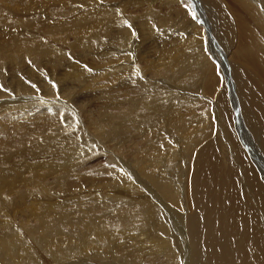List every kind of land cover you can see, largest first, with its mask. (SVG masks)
Instances as JSON below:
<instances>
[{"label": "bare ground", "instance_id": "bare-ground-1", "mask_svg": "<svg viewBox=\"0 0 264 264\" xmlns=\"http://www.w3.org/2000/svg\"><path fill=\"white\" fill-rule=\"evenodd\" d=\"M21 1L24 0H20V2ZM27 1V3H31L32 0ZM74 1L75 0H56L55 3H53L55 6L54 10L49 13L42 7L40 9H36L37 7H35L37 11L34 12L36 14L39 10L37 18H39L40 21H55L56 19L54 18L53 20V17H55L54 15H56L58 11L60 16L61 14L64 15V11L60 12V10H63L59 9V7H61L60 5L64 8L66 4ZM196 1L197 3L199 2L198 4L201 5L202 11L204 9L206 14H203L204 17H202V19L204 23L202 22V24H207L206 26L209 24L210 30L212 31L211 33L217 39L216 44L218 47H221L219 53L223 55V57L225 56L224 59L218 56V61L223 69V74L225 75L224 78L227 79V84H230V86L226 85L223 90L219 89V92L215 90L214 93L212 91L213 88L209 90L208 94L211 93L213 95L211 96L212 101L210 104L204 102L208 96L203 93L201 94L199 90H194L195 92L192 93L193 91L189 92L188 90L186 91L180 88L186 83L184 80H198L200 78L198 73H203L205 76L207 71L210 70L209 67L211 65H208L209 58L206 56L204 51L205 48H203L207 41V37L204 38V35L201 36V39L193 41L192 43L191 40H194V38L191 40L188 39V42L175 39L170 47L166 46L164 49L162 48L155 53L154 60L146 61L147 69H145V71L139 67L137 69L133 68L130 61L126 63L124 62L123 64H117L110 68L107 67L108 70H103L102 72H99L100 74L98 73L99 75L92 76L90 80H87L86 85H91L94 83V79H100V77L103 78L104 75L105 77L103 79L106 78L109 82H114L115 85H118L117 87H119L126 83L127 79L129 80L130 78H133L132 75H139V87H137L141 89L140 98L135 100L131 99L132 104H129V106H126L124 109L123 107L121 108V105V109L119 110L111 109V111H107V109H103L100 118L97 120L93 119L96 120L94 121V125L99 132V137L104 139L106 143L121 138L122 136L120 137L119 134L124 135L128 128H132L138 133V135H141L140 141H142L141 143L143 146L138 149L140 153L134 160V162L137 163V172L133 168L132 173H130L131 176L128 177V174L125 173V171H127L126 169H128L126 164H129L131 159L124 154V148H118L116 146L117 143H115L113 144L115 148L113 147L112 149L107 150L109 157L108 164L111 166L103 169V173L109 177L110 184H108L110 186H114V183L116 182V190H119V192L105 194L103 191L99 190L100 192L88 193L86 196L80 194H73L68 198L60 196L56 191H58V187L65 185L66 189L67 185H71V180L69 179L70 176L74 175L79 179V181L75 183L76 189H78L79 186H82L84 182L88 183V180L90 179V177L82 170L76 172L78 168L82 167L75 163V154L73 155L72 153L68 155L65 164L51 166L48 169L49 173H47V175H53L54 172L56 173V178L51 182V186L46 182V177H48L46 175H43L45 177V180L43 181L39 175H35V177L31 179L20 173H17L16 177L11 174H1L0 205L4 208L6 206L9 208L12 207V209L17 208L18 211H22V213L27 215L26 218L33 219L34 223H23L25 229L23 226H20V224L19 227L21 228L13 225V227L6 226L7 228L0 230V264H40V261H43L42 264H47L46 256L52 262L55 261V264L63 262H68L69 264H91L87 259H91L92 257L96 258L98 262L103 264L105 261L117 258H128L130 260H128L129 262L146 264L148 261L143 262V257L144 255H147L146 253L150 254V259L153 260V263L159 256H162L161 254H164L168 256L167 262H165L166 264H177V258L174 255L175 251L173 252L171 250L172 247L170 246V243L167 244V252L162 244L149 240L153 238L151 237L152 232L147 225V227L143 226L144 224H140V226L138 223V225H136V222H133L136 218V214H138L134 209V206H136L134 204H139L138 207H142V210L137 208V210H140V213H147V215L152 217L155 216L154 214H159L163 210L165 213V215H163L164 219L168 221L169 224L172 223L174 225L180 236L178 239H173L174 242L177 240L179 241H177V246L175 244L176 248L174 249H182L181 244H185L186 240V235H184L186 216L182 213V210L180 211L181 207L175 205H179L176 196L177 191H175L173 184L169 183L170 181L167 179V174H169L168 178L173 182L175 177L172 175L171 168L179 165L180 173L184 176L185 166L187 164L185 153L188 150L190 151V149L192 150L190 159L193 161L190 162V164L188 163L189 166L186 183L183 181L181 185L183 184L186 186L185 190H187L186 192L189 197L192 195L193 200H198L199 204L198 202L196 203V214L200 208H202V210L204 209L200 218L205 220L206 223H209V227H213L214 233L212 232V237L214 243H208L207 248L204 245L191 246V243L190 245L188 244L189 250L185 252V255L188 257L186 264H188L190 260L191 262L189 264L217 263H211V260L212 262L219 260L220 262L217 264H232L231 259H234L233 264H264V1L248 0L247 2L246 0H232L233 5L237 6L238 4L243 7H240L242 13L240 14L238 12L240 15L238 14L239 18L236 23L234 22V17L229 14L227 9L222 3L218 2V0H195L194 2ZM101 2L100 5L104 4L103 1ZM4 3L1 0L0 9H2V11V4ZM27 3L24 4L28 7L30 4ZM148 3L150 2L148 1ZM252 3L257 6V11L260 13L262 19L259 18L257 11L255 13V9L251 5ZM31 6L33 7L35 5L31 4ZM86 6H88V8L82 16H77L73 20H70L83 21V25L87 27L88 23H91L92 21L105 20L106 15L108 18L111 17L109 12H105V7H99L98 2H95L94 0H83L80 7L84 8ZM73 9L74 8H71L68 15L73 13L75 10ZM246 11L251 17L253 16L255 20L257 19L258 24H260L259 28H256L255 26L252 29L249 26L248 18L250 16L245 14ZM7 12H9L8 8ZM200 15L202 14L200 13ZM64 19L59 20L64 21V23L65 21H70ZM14 20L16 21V18ZM31 20L33 19L31 18ZM149 20L151 21L153 19ZM169 20L171 21L164 22L169 25L173 21L172 19ZM196 22L198 24V21ZM29 23L33 22L30 21ZM20 24L21 23L15 25H18L20 28ZM24 24H26V22ZM153 24H155V21H153ZM43 25L46 29L45 33L51 31L53 33L54 26L57 27L58 31L62 28V25L58 22L47 24L45 22L42 26ZM21 26L24 27L23 25ZM126 26H123L122 29L124 32L128 33V28ZM32 27L34 28L35 26ZM54 32L56 31L54 30ZM0 34V66L2 68L9 64L13 65V68H22L21 71L23 72L25 71L24 67H26L27 62L30 61L36 63L37 66L38 63L36 60H39V58L41 60L44 58L46 60L48 59L47 63L52 66L53 70H56L55 68L58 67L60 60H58L59 52L56 48L57 46L55 47L51 45L49 48L45 47L44 49L43 47L40 50L36 45L38 41L35 44L36 46L33 45V43V46H30V44L27 45V43H24L25 45H23V41H21L23 33L21 34L20 39L17 30L10 31L8 34ZM193 34L195 35V32H193ZM23 35L28 36V34L25 33ZM99 36L101 35H93L92 38H88L87 41L89 44L87 42L85 43V38H76L75 40H79L77 49L82 47L88 48L89 46L88 49L90 50V47L92 48V46L95 45L94 42L95 40H98ZM116 40L122 41L118 36L116 37ZM133 43L134 42H132V44ZM102 46L103 44H101V47ZM119 46H114L116 51H112L111 47L106 49L103 47V49L111 52V56L118 55L122 52V49H120ZM74 47L70 48L76 50ZM133 47H136L135 43ZM230 49H233L234 54L233 58L231 57L232 60L229 65L227 55L229 54ZM132 50L133 49H131V51ZM61 54L63 57L66 55V51ZM211 54L213 53L211 52ZM240 62L244 64L242 65ZM6 67L8 68V66ZM2 68H0V70H5ZM212 72L213 75L215 69ZM228 73H230V81H228V77L226 76ZM188 74L189 76L185 79ZM8 75L10 76V74ZM13 75L15 76V74ZM127 75H129V77H127ZM14 76L12 77V81L13 84L17 81V86L15 88L12 84H9L12 86H9V88L16 90V92L14 90L13 92L17 97H9L8 99L4 96V93H0L1 101H3L0 102V117L2 120L0 121V138L6 136V142L13 145L15 138L10 134V122L12 120L15 121L16 119H22L21 122H16V127L12 125L16 128L17 132L18 130L24 131L25 128H27L26 121H29L34 127L36 126V128L43 129L41 130V135L48 136L49 134H52V140H57L56 142H58L59 138H62L65 132L60 124L54 122L56 119L52 115L54 113L56 114L60 109L57 107V103L59 104L60 102H54L51 100L49 94L47 98H44L43 96V98L34 96L36 92L34 94L33 89L31 90L30 87V89L27 88V86L24 83H20L19 80L15 81L16 78H14ZM204 76L203 79L201 78L198 80L201 85ZM213 77L216 79L215 76ZM213 77L212 82L210 81L211 83L214 82ZM10 80H8L9 83ZM1 81H3V83L6 82L5 74L3 75V78L0 74V82ZM168 81H170V83L175 81L176 85L174 87L171 86L170 88V83H168ZM104 83H106V81ZM129 85H132L130 81ZM171 85H173V83ZM45 87L50 91L51 88H49L47 82H45L44 88ZM88 87L89 86H87V88ZM101 88L102 87H100V89ZM123 88V90H127L128 84H124ZM172 89H175V91H172ZM108 92H110V90ZM204 92L206 93L205 89ZM215 95L217 99L213 100ZM46 96L47 95H45V97ZM201 96H203V99L205 100L202 99V101ZM122 100L124 101V98ZM61 102L67 104L71 101L62 100ZM66 106L69 110L72 109L71 104H67ZM198 106H203L208 109L211 125L207 123V121H201V119H203H200L202 112L199 111ZM109 108L110 107H108V109ZM61 110L65 109L61 107ZM204 110L203 113H207L204 112ZM233 114L235 116H233ZM213 117L215 120L212 121L211 118ZM4 118H10L8 119L9 122ZM154 118H156V121ZM204 119H206V117ZM105 120L112 124V128L109 129L106 126ZM198 121L201 122L197 124ZM66 132H69V129H67ZM92 132L94 133L93 130ZM213 132H215V135L212 136ZM79 138L82 139V142L79 144L84 145L85 139L82 136ZM121 139L122 141H129L127 138ZM106 143H104L105 145L103 144L105 150L107 146ZM69 147H72V144ZM19 149V146H17L15 150L18 151ZM75 150L77 151V149ZM15 152L9 155H13ZM191 163L193 164L192 166ZM31 169L34 170V166H31ZM36 170H39V168L37 167ZM166 172L167 174L163 176V173ZM105 180L107 181V179ZM92 181H96V179L92 178L89 180L90 183L88 184H91ZM20 182L25 183L27 186L40 184V189L36 190L35 188L34 191L30 190L28 192L29 194L24 193L25 198L27 197L28 199L31 197L28 201L24 200V196H22L13 202H6L5 206L3 203L5 201L3 197L4 190L8 191V194L10 195L11 192L14 193L15 187H17L16 184ZM106 189L105 190L108 192L109 190L111 191L112 188ZM148 189H150V191L152 190V192H148ZM21 194L22 193H20V195ZM132 194H134V197L131 196ZM69 195H71V193H69ZM13 196L15 197V195ZM148 196L152 198L153 201H150ZM129 199H133V201ZM137 201L138 203H136ZM190 201H192L191 198ZM190 204V207L192 208L190 209L191 211L193 210V203L191 202ZM172 205L176 206L178 209H171ZM23 207L24 210H22ZM15 210L14 212H17ZM15 219L12 220L9 217V220L13 223L15 222ZM159 221H162L161 217ZM188 221H190L188 223H191V220ZM142 223H144V221ZM8 225L10 224L8 223ZM152 227H155V223ZM179 231L182 234H180ZM215 231H219L217 232L218 235L216 234L219 236L218 238L215 236ZM190 236H192L191 239L195 236V231L192 228ZM233 243L236 244L237 247L234 246ZM232 248L237 251L236 258L232 257L234 254ZM169 253H171L172 256ZM202 254L206 255L202 256ZM77 258H79L78 261ZM123 260L125 261V259Z\"/></svg>", "mask_w": 264, "mask_h": 264}, {"label": "rangeland", "instance_id": "rangeland-1", "mask_svg": "<svg viewBox=\"0 0 264 264\" xmlns=\"http://www.w3.org/2000/svg\"><path fill=\"white\" fill-rule=\"evenodd\" d=\"M8 1L9 0H2V2L3 3L5 2V3L2 4L3 5V11H2V9H0V33L8 34V33H10V31L17 30L19 32L20 39H21L22 33L28 34V36H25L22 34V39H23V40L21 39V41H23L22 44L25 45L24 43H27V45L30 44V46H33L38 41V43L36 45L40 50L43 47H44V49H45V47L49 48L51 45L55 46V47L57 46L56 48L58 49V52H59L58 53L59 58L58 57L57 58H58V60H60V63L58 65V67L55 68L56 70H53L52 66H50L49 63H47L48 59L46 60L44 58L45 60L44 59L41 60L39 58L40 61L36 60L39 65L37 64V66H36V63L29 61V62H27L28 65L26 63V67H24L25 71H23V72L21 71L22 68L21 69H18L15 67L13 68V65L7 64L3 67L5 70H3V71L0 70V74L2 75V78H3L4 74L6 75V82H4V83H3V81L0 82V93H4L5 94L4 96H6L8 99H9V97L10 98L17 97V95H15L13 92L14 89L12 90L11 88H9V86H10L9 84H12V86H14L16 88V86H17L16 80H19L20 83H24L27 86V88L30 87L31 90L33 89L34 94H35V92H36V94L35 95L32 94V95L37 96L38 98H43V97L47 98L48 94H49L51 100H53L54 102H60L59 104L57 103L58 106L56 105L60 109L56 112V114L54 113L52 116H54L56 119L54 122H56V124L61 125V128L63 129L65 134L62 136V138H59L58 142H56L57 140L53 141L52 140L53 139L52 134H49L48 136L41 135L42 134L41 130H43V129H39L38 127L36 128V126L34 127V125L29 123V121H26L27 128H25L24 131L18 130V132H17L16 128H14L12 125H14V126L17 125V123L19 121L20 122L22 121V119H16L15 121L12 120L10 122L11 126L9 129H10V134L13 135L15 138L13 145H10L6 142V136L4 138L3 137L0 138L1 139L0 140V175L1 174H11L14 177H16L17 173H20V174L24 175L25 177H30L31 179H33L35 177V175L36 176L39 175V176H41V179L43 181L45 180L44 176L46 175V176H48V177H46V182H48V185L51 186L52 185L51 182H53L54 179L56 178V173L54 172L53 175L52 174L47 175V173H49L48 169L51 166L65 164V161L68 159L67 158L68 155H70L72 153L73 155L75 154L74 155L75 163H77L78 165H81V167H82V168H78L76 170V172H80L82 170L85 174H87L90 177L89 180H91L93 178V179H96V181H92L91 184H88V183H90L88 180V183L84 182L82 186H79L78 189H76L75 183L77 181H79V179H78V177H76L74 175H73L74 177L70 176L69 179L71 180V185H67L66 189H65V185L58 187V191H56V192H58L60 194V196L67 197V198L71 197L73 194H80V195L86 196L88 193L100 192L99 190L103 191L105 194H111L112 192H119V190H116V182L114 183V186L112 185L113 187L110 186L109 185L110 184L109 183V177L105 173H103V169H106L107 167L111 166L108 164L109 157H108V151L107 150L112 149L114 147L113 144H115V143H117L116 146L118 148H124V150H123L124 154L129 156L131 159V162L129 164H126V166L128 167V169H126V170L128 172L125 171V173L128 174V177H130L131 176L130 173H132L133 168L137 172V163L134 162V160H135V157L140 153L138 149H140L143 146L141 143L142 141H140L141 135H138V133H136L132 128H128L124 135H121V134H119V135H120V137L122 136L121 138H124V139L127 138L129 141H122L121 138H118L119 140L115 139L114 141H110V142L106 143L104 139L99 137V134H98L99 132L96 129V126L94 125V121H96L98 118H100V114L103 112V109H107V111H111V109L119 110L122 107L124 109V108H126V106L128 107L129 104H132L131 99L135 100L137 98H140L141 97V95H140L141 89L138 88L139 87L138 86V84H139L138 79H140V78H139L138 74H134V75H132L133 78H130L129 80L127 79L126 83H124V84H128L127 90H123L124 84L120 85L123 88L122 89L120 86L117 87L118 85H115L114 82H109L106 78L103 79L105 77L104 75H103V78L100 77V79L99 78L94 79V83H92L91 85H86V82H87V80H90L92 78V76L99 75L100 74L99 72H102L103 70H108V68L113 67L117 64H123L124 62L126 63V62L131 61L130 63H131V66L133 68L137 69L139 67V68L144 69V71H145V69H147L146 61L154 60L155 59L154 54L157 53L160 49H162V48L164 49V47H166V46L170 47L175 39H180V40H183L184 42H188V39L191 40L192 38H194V40L193 39L191 40V43H192L193 41H198L199 39H201V36H203V35H204L203 36L204 38L207 37L206 44L203 48H205L204 51L206 53V56L209 58V59L207 58L209 60L208 65L209 64L211 65L209 67L210 70L207 71L205 76L203 73L202 74L198 73L200 75V78L198 80H200L201 78L203 79V76H204V80L202 82V85L199 83L198 80H193V81L184 80V82H186V83H184L180 87V88H182V90H186V91L188 90L189 92L193 91L192 93H194L196 90H199V92L201 94L203 93L206 96H208L206 98V100L203 99V96H201V100L203 99V100H205L204 101L205 103L210 104L212 101L211 96H213V95L211 93L208 94L209 90H211L213 88L212 91L214 93L215 90L217 92H219V89L223 90L224 86L226 87V85L230 86V84H227V79L224 78L225 75L223 74V69L219 65V61H218L219 57L224 59L225 56L223 57V55H221L219 53V51H221V47H218V45L216 44L217 39L211 33L212 31L210 30L209 24H208V26H206L207 24H204V25L202 24V22H203L202 17H204L203 14H205V11H204V9L202 11L201 5L198 4L199 2L197 3V1L194 2L195 0L194 1L193 0H187L188 1L187 2L188 7H186V5H185V0H169V1L168 0H160V1L159 0H151V1L150 0H107L106 1L105 0V2H104V0H99L100 2L103 1V3L105 5L104 4L100 5V2L98 0H94L95 2H98L99 7H105V12H109L111 14V17L108 18L106 15L105 20H103V21H92L91 23H88L87 27L83 25V21H71L74 18H76L77 16H82V14L85 13L86 9L88 8V6H86L84 8L80 7L81 4L83 3V0H75L74 2H70L69 4H66V6H64V8H62V5H60L61 7H59V9H63V10H60V12L64 11L63 12L64 15L61 14V16H60L59 11H58L57 13L59 15L56 13V15H54L55 17H53V20H54V18L56 20L51 21V22H58L59 24L62 25V28H60L59 29L60 31H58L57 27L54 26L53 33H52V31L45 33L46 29H45L44 25L42 26V24L45 22H46V24L51 23V22L40 21L39 18H37L38 17L37 13H39V10L36 14H35V12L37 11L36 9H40L42 7L44 10H47L49 13L50 11L54 10L55 6L53 3H55L56 0H51V1L50 0H38V1L32 0L33 2L31 1V3H27L28 2L27 0L21 1L22 3L20 2V0H15V1L10 0L11 2L10 1L8 2ZM148 1L150 3H148ZM246 1L248 2V0H246ZM0 2H1V0H0ZM125 2H129V3H125ZM218 2L222 3V5L227 9L229 14H231V16L234 17V22L236 23L238 21V18H239L238 14L242 13L241 12L242 9L240 10L241 5H238V4H237V6L233 5L232 0H218ZM24 3L30 4V5H28V7H27ZM10 4H12V5H10ZM31 4H33L35 6L32 7ZM251 5L254 7L255 13H256V11L258 10L257 6H255L253 3ZM35 7H37V8L35 9ZM76 7H78V8H76ZM189 7H191L192 10L195 12V14H196L195 20L198 21V24L192 18L191 13L189 12ZM196 7H197V9H196ZM7 8L9 9V12H7ZM71 8H74V9L76 8V9L75 10L73 9L74 10L73 13L68 15ZM79 8H80V10H79ZM198 8H199V10H198ZM241 8H243V7H241ZM111 9H113V10H111ZM41 13H42V10H41ZM200 13L202 15H200ZM257 13L259 15V18L262 19L260 13L258 11H257ZM245 14L249 15L247 11ZM15 18H16L17 22L14 20ZM31 18L33 20H31ZM58 18L59 19L66 18L64 20H70V19L71 20L65 21V23H64V21H61ZM12 19L15 22H13ZM149 19H153V20L150 21ZM169 19H172L173 21L171 24L168 25L164 21H171ZM191 19H193V20H191ZM29 20L33 23H29L30 22ZM153 21H155V24H153ZM248 21H249V26L252 29L255 26H256V28L260 27V24H258L257 19L255 20L253 16L252 17L250 16L248 18ZM263 21H264V19H263ZM25 22H26V24H24ZM18 23H21L20 28L18 25H15ZM34 23H38V24H34ZM71 23L73 24V26ZM77 24H78V26H77ZM21 25H23L27 29H25ZM129 25H130V27H129ZM263 25H264V23H263ZM32 26H35V27L33 28ZM123 26H126L128 28L127 29L128 33L124 32V30L122 29ZM29 27H31V28H29ZM15 28H17V29H15ZM194 29H195V31H194ZM41 30H42V32H41ZM54 30L56 32H54ZM87 30H89V31H87ZM191 31L195 32V35ZM202 32H203V34H202ZM98 34H100L101 36L98 37V40H95V42H94L95 45L92 46V48L90 47V50L92 49L91 51L88 49L89 46H88V48L82 47L80 49L79 48L77 49V44L79 43L78 39L85 38L86 39L85 43L86 42L88 43V41H87L88 38H92L93 35L97 36ZM198 34H199V36H198ZM50 35H52V36H50ZM124 35H127V36H124ZM192 35H193V37H192ZM0 36H1V34H0ZM117 36L122 41H117L116 40ZM76 38H78V39L75 40ZM25 40H27V41H25ZM31 40H33V41H31ZM69 42H70V44H69ZM132 42H134L136 44V47H133L134 43L132 44ZM32 43H33V45H32ZM98 43H99V46H98ZM101 44H103L102 47H101ZM119 44H120V46H119ZM211 44L212 45L214 44V45L212 46ZM74 45H75V47H74ZM115 45H116V47L119 46V48L122 49V52L119 53L118 55H112L111 56L110 55L111 52H109L105 49L111 47L112 51H116L115 47H114ZM63 47L65 48V50ZM70 47H74L76 50H73ZM103 47H105V49H103ZM207 47H209V48H207ZM131 49H133V50L131 51ZM69 50H71V51H69ZM78 50H80V51H78ZM65 51H66V55H64V56H66V57H64V56L62 57L61 53L65 52ZM211 52L213 54H211ZM100 53H101V55H100ZM233 54H234L233 49H230L229 54L227 55V61H228L229 65H230V61L233 58ZM141 57H142V59H141ZM63 58H65V59H63ZM132 59H133V61H132ZM139 60H140V62H139ZM225 61H226V59H225ZM241 62H240V64L243 65L244 63H241ZM216 63H217V65H216ZM6 66H8V68ZM0 68H2V67L0 66ZM214 69H215V72L212 75V73H213L212 71ZM73 72H74V74H73ZM69 73H72V74H69ZM8 74H10V76ZM13 74H15V76ZM228 74L226 76L228 77V81H230L229 80L230 73H228ZM12 75L14 76V78H16L15 79L16 82L14 81L15 84H13V81H12L13 76ZM188 76H189V74L186 76L185 79H187ZM213 76H215L216 79H214ZM127 77H129V75H127ZM212 77L214 80L213 83H211ZM8 80H10V83ZM105 81H106V83H104ZM129 81L133 86L129 85ZM7 82H8V85H7ZM45 82H47V85L49 86V88H51L50 89L51 92L48 91L49 90L48 88H47L48 90L46 89V87L44 88ZM196 82H198V83H196ZM207 82H209V83H207ZM5 83H6V85H5ZM42 83H44V84H42ZM168 83H170V81H168ZM172 83H173V85H171ZM172 83H170V88H171V86L174 87L176 85L175 81H172ZM214 83H216V84H214ZM212 85H213V87H212ZM12 86H10V87H12ZM18 86H19V82H18ZM87 86H89V87L87 88ZM100 87H102V88L100 89ZM203 88L205 89L206 93L204 92ZM227 89H228V87H227ZM109 90H110V92H108ZM119 90H121V91H119ZM14 91L16 92V90H14ZM44 91L47 93H45ZM123 91H125V92H123ZM172 91H175V89L174 90L172 89ZM45 95H47V96L45 97ZM138 95H140V96H138ZM131 97H133V98H131ZM123 98H124V101L122 100ZM216 99L217 98L215 95L213 100H216ZM62 100L71 101L67 104H71L72 109L69 110L68 107L66 106L67 104L64 102H61ZM80 100H81V102H80ZM121 100H122V102H121ZM126 101H127V103H126ZM0 102H3V101H1V98H0ZM84 103H86L87 105ZM123 104L124 105L127 104V105L124 106ZM120 105H121V108H120ZM105 106H106V108H105ZM107 106L110 108L108 109ZM61 107L65 110H61ZM49 108H51V107H49ZM198 108H199V111L202 112L200 119L201 118H203V119H201V121H203V120L207 121V123H209L211 125V123L209 121L208 109L206 107H203V106H201V107L198 106ZM202 109L203 110L205 109L204 112H207V113H203ZM64 113H66V114H64ZM234 114H233V116H235ZM66 115L69 117H67ZM205 117L207 120L204 119ZM8 119H10V118H7L5 120L8 121ZM93 119H96V120H93ZM211 119H212V121L215 120L214 117ZM154 120L156 121V118H154ZM0 121H2L1 117H0ZM201 121H198L197 124L200 123ZM76 122H77V124H76ZM108 122L109 121L105 120L106 126L110 129V128H112V124L108 123ZM204 124H205V122H204ZM89 125H90V128H89ZM67 129H69V132H66ZM92 130L94 131L95 134L92 132ZM75 131H76V133H75ZM213 135H215V132H213L212 136ZM27 136H28V138H27ZM80 136H82L85 139L84 145L79 144L80 142H82V139L79 138ZM102 142H103V144L106 143V145H107L106 150H105V146H103ZM122 142H124V143H122ZM109 143H110V145H109ZM71 144H72V147H69ZM77 144H78V146H77ZM121 144H122V147H121ZM17 146H19V148H20L18 151L15 150ZM98 146H100V147H98ZM110 146H112V147H110ZM83 147H84V149H83ZM75 149H77V151ZM74 150H75V152H74ZM13 152H15L13 155H9ZM191 153H192L191 149H190V151L188 150L185 153V159L187 160V164L185 166L184 176H182V174L180 173L181 171H180L179 165L171 168V172L173 173L172 175H173V177H175V179H173V182H171V179L168 178L169 174H167V172L163 173V176H165L167 174V179H168V181H170L169 183L173 184L175 191H177L176 196L178 198L177 200H178L179 205H177V204H175V205L177 207H181L180 211L182 210V213L186 216V222H185L186 227L184 229L185 230L184 235H186V240H185V244L183 242H182L183 245L181 244L182 249H180V250L178 248L174 249L177 246L178 240L176 242H174L173 239H176V238L178 239V238H180V236L178 234L177 229L174 227V225L172 223L169 224L168 221H166L164 219L163 215H165V213L163 212V210L159 214H157V213L154 214L156 217L155 216L152 217L150 215H147V213H145V214L140 213L139 211L142 210V207H138L139 204H134V205H136V206H134V209L138 212V214H136V218L134 219L133 222L134 223L136 222L135 223L136 225H138V224L139 225L144 224L143 226L147 225L148 228L150 229V231L152 232L151 237L153 238V239H149V240L155 241L156 243H159V244H162L164 249L167 252H168L167 244L170 243V246L174 249L173 250L170 247L171 250L173 252L175 251L174 255L177 258V264H179V263L180 264H186L188 257L185 255V252L187 250H189L190 243H191V246H193V245H200V246L204 245L207 248L208 243H212L214 241L213 237H212L213 236L212 232L214 233L213 227H209V223H206L205 220L200 218L204 209L202 210V208H200L196 214V209H197L196 203L198 202V200L197 199L193 200L192 195L189 197L188 193L186 192L187 190H185L186 186H184L183 184L181 185V183L183 181L186 183V176L188 174V166H189L188 163L190 164V162L193 161L190 159ZM188 155H190V156H188ZM37 164H41V165H37ZM1 165H3V166H1ZM192 165L193 164L191 163V166ZM31 166L32 167L34 166L35 171L31 169ZM37 167L39 168V170H36ZM124 169H125V167H124ZM4 172H6V173H4ZM139 175H140V172H139ZM105 179H107V181ZM180 180H181V182H180ZM81 181H84V180H81ZM112 181H114V180H112ZM165 181H166V179H165ZM16 185H17V187H15L14 193L11 192L10 195L8 194V191L4 190V196L3 197H4L5 201L3 203L5 204V206H6V202L7 203L13 202L14 200H18L22 196H24V200L28 201L31 199V197H29L27 199V197L25 198V194H29L28 192L30 190L34 191L35 188H36V190L40 189V184L39 185L37 184L38 186L35 184L31 185V186H27L25 183L20 182V183H17ZM105 185H106V187H105ZM183 186H184V188H183ZM24 188H25V190H24ZM106 188H108V189L114 188L113 189L114 191L111 189V191L109 190L110 192L108 191L109 192L108 193L106 191L107 190ZM24 191H26V192H24ZM148 192H152V190L150 191V189H148ZM20 193H22V194L20 195ZM69 193H71V195H69ZM11 195L12 196L15 195V197L14 196L12 197ZM131 196L134 197V194H132ZM34 198H35V195H34ZM190 198L192 201H190ZM180 199H182V200H180ZM129 200L133 201V199H129ZM150 201H153L152 198H150ZM191 202L193 203V205H192L193 210L190 211V209H192L190 207ZM136 203H138V201ZM198 204H199V202H198ZM176 206L172 205L171 209H178ZM185 206H186V208H185ZM188 207H190V208H188ZM1 208H3V209H1ZM137 208L140 210H137ZM184 208H185V210H184ZM0 209H1L0 210V230L7 228L8 226L13 227V225L16 227L17 226L19 227L20 224H21L20 226H23V228H24L23 223H27V224H33L34 223L33 219L26 218L27 215L25 213H22V211H18L17 208L12 209V207L9 208L6 206L4 208L1 206ZM15 209H17V210H15ZM3 210H5V211H3ZM14 210L17 212H14ZM22 210H24V207ZM154 213H155V211H154ZM12 215H13V217H12ZM9 217L12 220L16 218L15 222L14 223L11 222L9 220ZM17 217H19V218H17ZM150 217H152V218H150ZM160 217L162 218V221H159ZM22 219H23V222H22ZM188 220H191V223H188V222H190ZM202 220H203V222H202ZM143 221H144V223H142ZM6 222H8L10 225H8V223H6ZM157 222H159V223H157ZM154 223H155V227H152V226H154ZM156 223L158 224V226ZM140 226H139V228H140ZM188 226H189V228H188ZM19 228H21V227H19ZM191 228L195 231V236L192 239H191L192 236H190ZM159 231H161L162 233ZM217 232H219V231H217ZM217 232L215 231L216 238L219 237V236H217L218 235ZM180 234H182V233L180 232ZM210 236H211V238H210ZM175 244H176V246H175ZM234 246L237 247L236 244H234ZM158 251H160V250H158ZM232 252L234 253L232 255V257L236 258L237 257V251H235V249H233ZM146 254L147 255H144V257H143V262L148 261V263H146V264H166L165 262H167V258H168L167 255L161 254L162 256H159L153 263L152 262L153 260L150 259L151 258L150 254L149 253H146ZM169 254L172 256L171 253H169ZM204 255H206V254H202V256H204ZM46 258H47V264H55L56 263L55 261L52 262L47 256H46ZM78 259L79 258H77V261H78ZM123 259H125V261ZM128 260H129L128 258H122V259L117 258L114 260L110 259L109 261H105L106 263L104 262V264H135V263L129 262L130 260L129 261ZM231 260H232L231 262L233 264L234 259H231ZM49 261H50V263H49ZM87 261H89L91 264H93V263L94 264H103V263L98 262L97 259L94 257H92L91 259L88 258ZM150 262H152V263H150ZM190 262H191V260H190ZM210 262L211 263H215V262L218 263L220 261L215 260L212 262V260H211ZM42 263H43V261H40V264H42ZM217 263H215V264H217ZM58 264H69V263L63 262V263H58ZM228 264H230V263H228Z\"/></svg>", "mask_w": 264, "mask_h": 264}, {"label": "snow or ice", "instance_id": "snow-or-ice-1", "mask_svg": "<svg viewBox=\"0 0 264 264\" xmlns=\"http://www.w3.org/2000/svg\"><path fill=\"white\" fill-rule=\"evenodd\" d=\"M185 5H186V7H188L187 0H185ZM189 12L191 13L192 18L195 20V19H196V14H195V12L192 10L191 7H189ZM129 27H130V25H129Z\"/></svg>", "mask_w": 264, "mask_h": 264}]
</instances>
